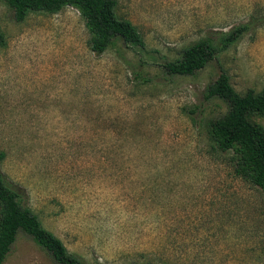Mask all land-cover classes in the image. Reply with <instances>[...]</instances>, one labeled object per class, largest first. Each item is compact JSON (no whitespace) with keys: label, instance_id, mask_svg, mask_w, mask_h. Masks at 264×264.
<instances>
[{"label":"rangeland","instance_id":"1","mask_svg":"<svg viewBox=\"0 0 264 264\" xmlns=\"http://www.w3.org/2000/svg\"><path fill=\"white\" fill-rule=\"evenodd\" d=\"M142 46H87L78 11L0 0V172L87 264H264V194L210 142L226 105L205 99L224 71L264 87V0H115ZM259 18L192 75L163 64L205 36ZM250 120L264 132V116ZM1 264H56L18 230Z\"/></svg>","mask_w":264,"mask_h":264},{"label":"trees","instance_id":"2","mask_svg":"<svg viewBox=\"0 0 264 264\" xmlns=\"http://www.w3.org/2000/svg\"><path fill=\"white\" fill-rule=\"evenodd\" d=\"M12 9L15 21H22L30 12L55 13L65 6L75 8L83 19L90 51L100 54L116 39L124 44L142 46V38L131 22L115 14V0H4ZM261 25L255 18L214 36H205L185 46L179 57L163 64L166 73L192 75L219 51L233 44L247 29ZM4 36L0 30V46ZM205 99L217 98L226 111L209 123L208 134L215 150L226 157L233 178L257 187L264 194V132L250 120L251 115L264 116V87L240 94L230 85L221 71L207 85ZM5 154L0 150V162ZM22 191L0 172V264L10 250L18 230L30 235L56 264H87L69 252L61 240L46 229L37 215L24 202ZM144 264H149L148 262Z\"/></svg>","mask_w":264,"mask_h":264}]
</instances>
